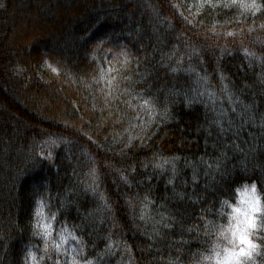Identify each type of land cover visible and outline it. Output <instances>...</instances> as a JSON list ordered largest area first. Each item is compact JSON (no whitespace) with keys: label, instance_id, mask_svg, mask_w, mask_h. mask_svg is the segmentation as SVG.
Listing matches in <instances>:
<instances>
[{"label":"trees","instance_id":"trees-1","mask_svg":"<svg viewBox=\"0 0 264 264\" xmlns=\"http://www.w3.org/2000/svg\"><path fill=\"white\" fill-rule=\"evenodd\" d=\"M227 2L0 0V264L42 246L38 196L52 238L67 227L93 264H195L219 199L245 180L264 191V13L209 6ZM44 61L49 82L35 72ZM79 249L69 238L44 264Z\"/></svg>","mask_w":264,"mask_h":264},{"label":"clouds","instance_id":"clouds-1","mask_svg":"<svg viewBox=\"0 0 264 264\" xmlns=\"http://www.w3.org/2000/svg\"><path fill=\"white\" fill-rule=\"evenodd\" d=\"M47 207L42 197L35 199L33 235L43 243L36 250L27 249L25 264H44L51 252H63L69 238L73 239L67 227L58 232V240L52 238L55 213L49 215ZM216 214L210 242L195 264H238V260L239 264H257L256 257L264 255V191L257 182L234 185L230 196L219 199ZM71 264H78L75 257Z\"/></svg>","mask_w":264,"mask_h":264},{"label":"snow or ice","instance_id":"snow-or-ice-1","mask_svg":"<svg viewBox=\"0 0 264 264\" xmlns=\"http://www.w3.org/2000/svg\"><path fill=\"white\" fill-rule=\"evenodd\" d=\"M210 7H213V8H230V7H238V8H241L243 9L245 12H248L250 13L252 16H256L257 13H264V4H261L258 2V0H228L227 3H216V4H209ZM261 28H264V25H261L260 26ZM255 29H249V32H252L254 31ZM228 36H233L235 35V33H227ZM229 55H231V53H228ZM193 55H199V53H197L195 50H193ZM245 55L248 56V55H254L253 53H249L247 50H245ZM200 62L203 63V57L201 56L200 57ZM125 63H127V56L125 55ZM179 63V62H178ZM165 67H167V65H164ZM178 70H182V69H179L178 67H172L170 69L171 72H177ZM188 71H193V69L189 68ZM197 76L199 77L200 80H202L205 84H208L209 83V78L207 76H200L199 73H197ZM226 78L223 76V74L221 73V82H222V91L225 93V95L227 96L228 100L231 102V103H235V101L232 100V96L229 92V88H228V85L226 83H223V81L225 80ZM109 84L112 83V81H108ZM205 93L204 92H200L198 95L199 96H203ZM207 95L213 99V102L216 98V93L215 92H211L209 91L207 93ZM155 99V98H154ZM198 99L196 97H193L192 99H187L186 102H185V106H188L190 104H193V103H198ZM149 104V101L145 100L144 103L141 105V107H147ZM232 111L235 112L236 109L235 107L232 108ZM164 114H167V115H170L169 111L167 108L164 109ZM222 116H226L227 113L225 112H221ZM216 124L218 126L221 127V131H224L225 129L223 128V126L220 124V120L217 119L216 120ZM131 144H132V139L130 138L129 140V148L131 147ZM165 163H167V161H165ZM156 167L158 168H163V165L162 164H157ZM135 171V169H133V172ZM95 172L96 170L93 169L92 170V175H93V178H94V185L91 186L90 188V191L97 195L99 197V200L103 202V205L105 208H107L109 211L111 210V205L108 203V200H107V197L105 196V194L101 191H99V185L95 183V180L97 179L96 176H95ZM121 179L126 183V185L128 187H131V182L128 180V178L124 175H121ZM193 179H195V177H193ZM169 184L172 183L171 180L168 181ZM145 201L147 203H145L142 207V211H141V216H140V219L143 220L145 218V215H144V212L145 210L148 208V204L151 203V201H148V198L145 197ZM163 219V217H162ZM165 227H170L171 225H168V224H165L164 225ZM214 227L213 223L211 221H207L205 223V235H209L210 232H211V229ZM73 240H76L77 244L80 245V249H79V255L81 256V260H76L78 261V264H93V262L89 259H86V258H83L84 257V242L82 239H79L77 238L75 235H73ZM109 248H111V244L108 245ZM71 251H75V249H72ZM69 255H71L69 253ZM75 257V256H73ZM73 257L71 258V261L73 259ZM250 259L252 258L251 256L249 257ZM71 261H70V264H71ZM57 264H60L59 261H57ZM238 264H239V260H238Z\"/></svg>","mask_w":264,"mask_h":264},{"label":"rangeland","instance_id":"rangeland-1","mask_svg":"<svg viewBox=\"0 0 264 264\" xmlns=\"http://www.w3.org/2000/svg\"><path fill=\"white\" fill-rule=\"evenodd\" d=\"M201 1H199L198 3H200ZM198 5L197 4H191L190 6V10L193 12V11H196L198 8ZM35 72L37 73V76H39L41 79L43 80H47L48 78V74L46 71H43L42 69V66L41 65H36L35 66Z\"/></svg>","mask_w":264,"mask_h":264}]
</instances>
